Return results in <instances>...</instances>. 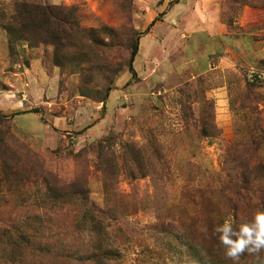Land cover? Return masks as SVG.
<instances>
[{
	"label": "rangeland",
	"instance_id": "obj_1",
	"mask_svg": "<svg viewBox=\"0 0 264 264\" xmlns=\"http://www.w3.org/2000/svg\"><path fill=\"white\" fill-rule=\"evenodd\" d=\"M13 1L71 15L79 51L39 18L13 39ZM0 114V264H97L93 214L109 264H234L214 229L264 211V0H0Z\"/></svg>",
	"mask_w": 264,
	"mask_h": 264
},
{
	"label": "trees",
	"instance_id": "obj_2",
	"mask_svg": "<svg viewBox=\"0 0 264 264\" xmlns=\"http://www.w3.org/2000/svg\"><path fill=\"white\" fill-rule=\"evenodd\" d=\"M5 12L10 10V18L6 20V27L5 29L8 30L13 39H17V35L21 36V33L14 30V23L19 24L21 29L24 27L23 24V17H27L30 22L34 21L36 18L40 19L42 23V27H46L49 33L46 34L44 41L50 43L51 45L55 46L56 50V59L62 65L67 62V57H65L63 50L67 48L68 52L75 49V51H79L76 43L70 40L71 36L69 37V31H72L76 27V23H73L72 16L69 17L65 14L64 17L58 16L60 12H58V8L53 7H46L42 5L27 3L25 1H13L11 3V8L3 9ZM12 21V23H10ZM74 21V20H73ZM154 22H152L153 24ZM34 30V29H33ZM62 32V33H61ZM60 33V35H58ZM42 36V34H41ZM37 40V38H35ZM138 51V44H134L132 46V52L130 55V60L128 63V69L134 73L133 62L137 55ZM0 140L1 142L4 141V137H7L8 132L6 133L7 129L9 128V120L4 117V115L0 114ZM1 174V172H0ZM2 179V178H0ZM95 211V209H94ZM100 213H104V211L98 210ZM100 213V214H101ZM108 213V212H107ZM90 224L92 228H94L97 233V245L95 247V252L93 255L90 256V260L94 261L97 264H109L114 260H118L120 258V253L116 250L111 249L106 240V225L103 223L101 218L97 217V214L91 215ZM234 227H238L240 224L239 220L232 223ZM159 225V224H158ZM175 227L170 223L164 224L162 223L159 226L155 227L156 231H160L162 233L171 232ZM17 238L11 236L8 238L9 243L14 241ZM18 241L22 244H29L28 238L24 236H20ZM15 244V243H14ZM17 245V244H16ZM19 246V245H18ZM201 246H203L201 244Z\"/></svg>",
	"mask_w": 264,
	"mask_h": 264
},
{
	"label": "clouds",
	"instance_id": "obj_3",
	"mask_svg": "<svg viewBox=\"0 0 264 264\" xmlns=\"http://www.w3.org/2000/svg\"><path fill=\"white\" fill-rule=\"evenodd\" d=\"M214 231L225 249V257L234 264H239L245 253L258 255L264 252V211H255L251 220L240 223L238 227L225 221Z\"/></svg>",
	"mask_w": 264,
	"mask_h": 264
}]
</instances>
